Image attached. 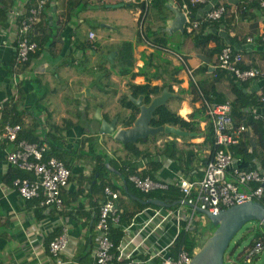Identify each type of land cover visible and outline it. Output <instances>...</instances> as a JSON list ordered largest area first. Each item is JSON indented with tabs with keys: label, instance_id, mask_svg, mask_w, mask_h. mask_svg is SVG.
I'll return each instance as SVG.
<instances>
[{
	"label": "crops",
	"instance_id": "crops-1",
	"mask_svg": "<svg viewBox=\"0 0 264 264\" xmlns=\"http://www.w3.org/2000/svg\"><path fill=\"white\" fill-rule=\"evenodd\" d=\"M162 1L48 0L40 21L28 32L37 51L13 79L18 29L38 0H0V126L18 121L15 124L21 131L31 136L24 140L46 143L47 154L54 152L70 171L68 186L61 192L62 212L41 206L40 198L23 199L9 182L13 170L18 169L7 163L11 145L0 142V264H91L96 247L94 226L105 201V187L118 194L115 204L121 215H129L123 217L126 220L120 230L134 218L130 233L134 235L154 212L159 214L153 220L159 224L155 231L148 227L130 242L134 258L158 264L159 259L151 257L158 251L175 256L177 250L171 243L177 221L175 217L161 218L176 205L156 206L147 202L154 198L145 204L129 197L127 186L135 187L128 177L137 174L172 186L179 179L200 181L213 152L207 106L229 103L232 127L247 128L238 143L228 148L232 164L226 179L233 181L232 168L264 173L260 137L264 102L259 101L264 77L239 82L217 62L219 51L228 46L241 55L239 69L264 73V9L251 0H202L190 7V18L198 20L212 7L226 8L221 20L203 23L193 32L208 41L207 52L202 44L194 43L193 33L164 29L174 18L169 6L179 8L187 0ZM91 32L95 34L92 44ZM158 39L163 40L161 46ZM148 41L155 46H148ZM125 43L131 46L129 50H124ZM131 63L129 72H121ZM199 67L205 70L192 75ZM144 85L158 91L147 92L145 98L135 88ZM158 98L163 99L157 108L163 106L191 122L194 130L165 124L187 135L158 132L127 143L100 134L101 122L115 123L117 130L131 128L141 106L148 107ZM139 99L138 107L134 101ZM97 112L99 121L94 119ZM253 113L261 119L253 120ZM132 114L135 119L129 124ZM27 173L29 177L24 178H34ZM248 187L239 186V190L253 189L251 184ZM196 216L192 229L185 231L190 235L197 230L203 233L210 224ZM179 230L184 231L182 227ZM62 231L67 232L68 246L54 258L48 245ZM200 239L201 234L198 245ZM121 240L129 238L123 235ZM256 260L254 257L251 264Z\"/></svg>",
	"mask_w": 264,
	"mask_h": 264
},
{
	"label": "built area",
	"instance_id": "built-area-1",
	"mask_svg": "<svg viewBox=\"0 0 264 264\" xmlns=\"http://www.w3.org/2000/svg\"><path fill=\"white\" fill-rule=\"evenodd\" d=\"M201 1L187 0V3L184 2L179 7L186 18L184 28L190 34L203 23L221 20L226 10L224 5H218L210 8L202 19H191L190 7H194ZM47 3L48 0H38L37 6L29 10L28 17L20 24L15 63L13 65V69H15L13 79H15L17 70L37 51L36 43L28 39V32L32 26L40 21ZM251 3L260 9H264V0H251ZM145 7L147 10V4ZM94 39L95 34L89 33V42L91 44ZM147 45L150 47L155 46L149 41ZM161 49L166 50L163 47ZM241 60V55L228 46L223 47L217 55L218 66L233 73L239 82H245L258 76L264 77V73L254 69H239L238 65ZM259 101L264 102V93L259 96ZM206 110L211 121L215 148L205 164L203 178L200 181L191 182L179 179L174 185L181 193L182 199L179 200L180 203L176 205L174 210L169 211L165 217L161 218V220H164L167 217H175L177 221L176 234L171 243L172 247L180 232V227L184 231L192 229L193 218L198 214V210L208 211L213 215H217L220 211L235 205L252 200L258 201L264 193L262 185L248 191L239 190V186L248 187L251 183L264 184V173L255 170L232 168L230 174L233 181L226 179V173L232 164V156L228 148L230 145L238 143L247 128L245 126L232 127L233 119L229 103L207 106ZM252 118L253 120L261 119L260 115L255 113H253ZM261 125L264 131V120ZM20 132L21 126L19 124L0 126V142L11 145V150L6 154L7 163L20 170L32 173L34 176L33 179L16 178L12 182V187L23 199L40 198L41 206L52 207L56 211L62 212L63 200L61 192L68 186L69 169L57 157H45L48 151L46 143H29L24 139H19ZM128 180L139 192L145 195L155 191H167L171 186L167 183L153 181L148 177L138 176L137 174H131ZM104 196L105 201L99 207L94 226L96 247L93 251V262L91 264H145V261L134 258L132 251H129L128 247L135 236L140 235L148 227H151L152 231L158 228L159 224H153V220L159 215L158 212H154L156 209H153L154 214L140 229L135 231L134 235L133 233L132 235L130 234L131 228L134 227V218L130 219L129 224L121 230L124 238H129V240H121L118 245H115L110 237V227H118L120 225L122 211L115 204L118 199L116 192H113L109 187H105ZM184 207H188L190 211L186 212ZM198 215L202 219L205 218L203 214ZM171 245H168V247ZM67 246V232L62 231L49 242L48 253L54 258H58L60 254L66 251ZM197 251L198 248L196 247L190 254L183 248H179L176 255L173 256L161 250L151 257L158 258V264H190L192 257ZM263 251L264 235L241 255V260L245 263H251L253 258L260 255Z\"/></svg>",
	"mask_w": 264,
	"mask_h": 264
},
{
	"label": "water",
	"instance_id": "water-1",
	"mask_svg": "<svg viewBox=\"0 0 264 264\" xmlns=\"http://www.w3.org/2000/svg\"><path fill=\"white\" fill-rule=\"evenodd\" d=\"M169 9L174 13V18L171 22L167 23V26L164 28L165 31L183 32L186 20L185 16L178 7L171 5ZM162 99H155L148 107L141 106L139 117L131 128L117 130L115 123L101 122L100 134L113 135L114 139L121 143L134 142L137 139H142L147 135H154L158 132H166L179 136L187 135V133L171 126L151 127L149 125L152 115L157 106L162 103ZM134 103L139 107L141 99L134 101ZM94 119L100 120L98 112ZM147 202L164 207L175 206L180 203V201L169 203L158 199H150ZM198 213L203 214L210 224L216 228L192 257L190 264H225L224 256L230 243L246 224L251 221H257L264 227V206L254 200L222 210L217 215L201 210H198Z\"/></svg>",
	"mask_w": 264,
	"mask_h": 264
},
{
	"label": "trees",
	"instance_id": "trees-1",
	"mask_svg": "<svg viewBox=\"0 0 264 264\" xmlns=\"http://www.w3.org/2000/svg\"><path fill=\"white\" fill-rule=\"evenodd\" d=\"M164 2V0L162 1ZM161 2V4H162ZM180 2V1H179ZM184 33L186 34V30H184ZM201 33H193V40H194V43L198 46L199 44H202L204 46V48L206 49L207 52H209V49L207 47V44H208V41L205 40V41H202L200 39H198V36H200ZM211 40V39H210ZM156 42V41H155ZM158 42L160 44V46L163 44V40H160L158 39ZM124 47V50H129L131 48V46L127 43H125L123 45ZM216 50H219L216 49ZM132 67V63L131 64H128L124 67V69L121 70V72L123 73H127L130 71ZM205 70L204 67H199L197 68L196 70H194L192 72V75H197L198 73H201ZM136 89H139V91L145 96V98H147V95L146 93L148 92V94H154L158 91V89L156 87H153V88H150L148 85H144V86H141V87H135ZM243 87H240L239 88V92L243 94V90H242ZM203 90V93H204V89L202 88ZM148 103V101H146ZM242 105V103H240ZM127 106H131L130 104H127ZM133 108V106H132ZM135 119V114H132L131 117L129 118V124H131L133 122V120ZM18 121H15L14 123L10 124V125H15V123H17ZM9 124V123H7ZM150 126L152 127H159V126H163L165 124H170V125H179L181 127H184L186 128L187 130L189 131H192L194 130L193 128V124L191 122H186L184 121L183 119H181L180 117H178L177 115H175L174 113L170 112L167 108L161 106V107H158L157 109H155V112L153 114V117L152 119L150 120ZM28 133H31V131H28ZM211 134L213 135V130L211 129ZM31 136H28L27 135V131H21L19 133V136L18 138L19 139H31L30 138ZM261 144L263 145L264 147V132L261 134ZM213 151H214V138H213ZM52 146V148L55 147L54 144H50ZM47 156H56L54 154V152H50L49 154H47L45 157ZM65 166L67 167V165L65 164ZM14 169V168H13ZM13 175L11 174L10 178H9V182H13L14 179L16 178H24V177H29L28 176V173L27 172H24L22 170H18V169H14L13 170ZM127 184V183H126ZM262 185L263 186V191H264V184H258V183H251V186L253 189L257 188L258 186ZM165 194H155V193H151V194H143L141 192H139L137 189L133 188L131 186V188L129 186H127V191L126 193L128 194L129 197L131 198H137L139 199L140 201H143L145 204H148L146 203V201L150 198H154V199H158V200H161V201H166V202H169V203H173L175 201H179L182 199V196H181V193L179 192V190L175 187V186H170V188L167 190V191H164ZM258 202L264 206V193H263V196L261 199L258 200ZM146 206V205H145ZM140 207H144L143 204H140ZM142 209V208H141ZM129 215H121L120 216V226L123 225V221L126 220V218H123V217H128ZM132 217V215L130 216V218ZM120 226L118 227H114L112 229V227H110V232H111V239L112 241L114 242L115 245H118V243L120 242L121 238H122V232L120 230ZM216 227L215 226H212L210 224L209 226V230L212 231L215 229ZM246 231L251 235V240L249 241L248 243V248L252 247L254 245V243L258 240V239H261L264 235V227L261 226L259 223H257L256 225H254L252 228L249 227L246 229ZM246 232V233H247ZM200 234H202L200 231H195L194 234L190 235L188 232H185V231H180L177 238L175 239L174 241V248L178 251L179 248H183L184 250L188 251L190 254H192L193 250L197 247L198 245V238L200 236ZM113 235H116L114 238ZM58 236V235H57ZM54 238V237H53ZM52 238V239H53ZM235 238V237H234ZM237 264H250V263H245L241 260L238 259L237 260Z\"/></svg>",
	"mask_w": 264,
	"mask_h": 264
},
{
	"label": "rangeland",
	"instance_id": "rangeland-1",
	"mask_svg": "<svg viewBox=\"0 0 264 264\" xmlns=\"http://www.w3.org/2000/svg\"><path fill=\"white\" fill-rule=\"evenodd\" d=\"M198 214L196 218L199 217ZM257 223L259 222L257 221L249 222L236 234L235 238L232 240V242L229 245V248L227 249L225 253V256H224L225 264H237V259L239 258V256L243 255L245 251L248 249V246H249L248 243L251 240V235L246 231V229L249 227L252 228ZM209 226H208V229H209ZM208 229L203 230V233L201 234L200 244H199L200 246L198 245V247H201L203 243L206 241V239L210 236L211 231ZM253 264H264V251L260 255L257 256V260L253 262Z\"/></svg>",
	"mask_w": 264,
	"mask_h": 264
},
{
	"label": "bare ground",
	"instance_id": "bare-ground-1",
	"mask_svg": "<svg viewBox=\"0 0 264 264\" xmlns=\"http://www.w3.org/2000/svg\"><path fill=\"white\" fill-rule=\"evenodd\" d=\"M181 114H182V112H181Z\"/></svg>",
	"mask_w": 264,
	"mask_h": 264
}]
</instances>
